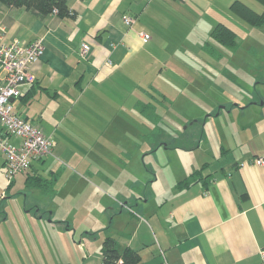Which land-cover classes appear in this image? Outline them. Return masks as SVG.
Returning <instances> with one entry per match:
<instances>
[{"label": "crops", "instance_id": "0c3cea01", "mask_svg": "<svg viewBox=\"0 0 264 264\" xmlns=\"http://www.w3.org/2000/svg\"><path fill=\"white\" fill-rule=\"evenodd\" d=\"M234 1L67 0L73 15L63 17L52 13L39 17L29 9L0 0V44L15 39L23 43L42 39L46 45L40 61L33 65L35 81L22 84L21 95L13 100L15 110L44 132L41 122L50 121L51 131L45 133L53 139V151L61 158L70 161L75 155L71 152H83L74 161L75 167L84 168L82 173L75 172L76 178L68 175L62 181L55 178V183L63 186L51 190L52 199L61 202L49 207L50 221L44 223L45 215L39 217V213H33L41 210L39 205L22 208L27 216L32 214L39 219L38 225L29 229L36 239L41 235L40 247L46 256H32L29 251L28 257H23L19 253L18 264H27L35 257L30 264H101L108 237L115 240L121 251L128 247L139 251L140 259L134 264L261 263L264 164L254 163L253 159L264 158V111L248 110L249 104L260 103L255 100L250 103L249 96L232 100L240 110L232 123L240 127L220 137L221 146L215 148L216 159L211 162L197 157L195 162L185 161L190 158L189 152L194 155L198 148V151L202 149L205 135L195 147H172L165 141V134L171 135L173 129L166 119V110L173 106L170 103L196 99V95L188 98L189 101L183 99L182 88L193 87L196 91L210 86L189 68V72L172 79L165 55L179 54L181 50V54L197 51L199 54L202 43L187 41L195 33L188 23L203 24L205 19L206 33L211 34L220 23L231 28L229 20L237 14L231 7ZM124 15L132 16L134 23L128 25ZM202 28L200 25L196 28L200 39ZM141 30L151 33L149 41L141 39ZM84 41L91 46L88 58L80 52ZM152 61L159 64L155 73L165 82L162 86L165 89L157 87L158 94H152L154 100L148 101L143 98L147 94L141 95L150 94L145 87L152 85L148 81L136 83L134 71L136 75L139 71L154 73ZM168 88L182 91L172 97ZM210 98L196 101L205 103L207 117L204 118V112H188L185 105L181 106V117L192 122L206 119L207 125L208 117L215 114L218 106ZM154 102L162 105V112ZM227 102L223 101L225 105L221 109H228ZM141 103L145 107L138 113L135 108ZM226 111L234 115L233 109ZM139 136L143 145L138 147L134 143L138 144ZM10 140L20 142L17 137ZM134 149L145 153L137 158ZM160 151L166 160L175 157L180 163L176 169L179 179L166 174V187H155L160 178L153 173L147 180L152 182V187L143 193L139 185L146 182L134 179V163L159 162L155 157ZM149 158L152 160L148 161ZM46 159L47 156L35 161L38 166L34 162L26 170L27 177L43 176L46 172L57 177L55 160ZM199 169L201 173L193 177L191 174ZM4 173L5 155L0 151V179ZM185 178L189 183L178 185ZM66 187L65 194L62 190ZM0 198L7 197L2 198L1 194ZM90 200H96V204L87 203ZM64 205H67L66 213H62ZM0 207H5L4 202ZM9 219V211L0 209V228L6 230L4 237L9 234ZM44 228H53L54 233L42 234ZM73 230L75 234L83 230L89 239L80 235L79 241L72 240L68 232ZM21 241L22 252L24 248L28 251L23 238Z\"/></svg>", "mask_w": 264, "mask_h": 264}, {"label": "rangeland", "instance_id": "374dc122", "mask_svg": "<svg viewBox=\"0 0 264 264\" xmlns=\"http://www.w3.org/2000/svg\"><path fill=\"white\" fill-rule=\"evenodd\" d=\"M243 1L256 11L260 13L264 12V3L260 0ZM229 21V26L234 29L237 35L236 44H234L233 46H224L216 41V39L212 37L211 33H206V31L208 30V28L206 30L208 21L204 19L203 24H194L191 22L188 23V28L192 26L195 30V33L189 36V38H187V41L189 42L190 40V43L200 41L202 43L203 47L199 54L198 51L197 53L193 54H181L183 53V50H181L179 54H167L164 58L166 60H169L168 75L172 79L177 78L179 73L189 72V70L187 69L189 68L197 75L201 76L204 82L206 81L209 82L208 84H210V86L207 85V87L202 86L201 88H196V91L193 87H183V99L189 101L188 98H191L194 95H196V99L187 103H180V100H175L176 104L170 103V105L173 106H170V110H166V114H168L166 115V119L170 122L173 129L171 131V135L165 134V141L171 143L170 145L172 147L175 145L195 147L196 145H198V142L202 140V136L205 135L202 141V147H200L202 149L198 151V148L194 155L192 151L189 152L188 157L190 158L185 160L188 163L195 162V157H197V159L201 161L206 160L208 162L216 159L217 151L215 148L221 146L222 140H220V137L223 135H225L226 137L228 133L231 132V130H235L237 127H240L238 124L232 123V120H234V118L237 119L238 113L240 112V110L236 108L237 106L233 101H236L238 98V100H244L249 96L252 99L250 103L255 100L260 104H249L248 110L264 111V24L261 26H254L238 14L235 15V18H231ZM197 25L202 26L205 30L204 31L202 28L203 35L201 32V39L198 38L199 31H197L196 29ZM157 66L159 68V64L157 61L155 62V64L151 65V67L154 69V73H151L152 70L147 74H142L139 71L138 75H136V71H134V78L137 81L136 83L139 84V82L141 81H148L147 83L149 85H152L145 87L146 89H149L150 94L148 92H144L141 95V97H143L144 94H147V96L143 98L148 101H150V99L154 100L152 94H158V92H156L157 87H159V89H165L162 88L165 82L162 83V78L158 77L155 73ZM185 68L187 69V71L185 70ZM210 79H212L213 81H211ZM167 91L169 92L170 96L175 97L176 95L179 96L182 90L179 89L178 93L175 88H168ZM198 91H202V93ZM209 96L211 97V100L217 101L218 106L217 110H214L215 114L208 117L207 125L205 124L206 119L200 120L199 122H192L190 120L186 121L181 117L180 111H182V105L188 106V112H193L194 114L195 112L199 114L204 112L206 108L204 107L205 103H198L196 101L207 100L209 99ZM223 101H228V109H233L234 115H230L229 113H227L226 110L228 109H221V106L225 105L223 104ZM154 103V106H157L159 111L161 110L160 112H162V105L158 104L157 102ZM144 107L145 104L141 103L138 104L137 108L135 109L138 113H140L141 110L144 109ZM218 109L219 111L221 110L220 114ZM208 114L209 112H204V118L205 116L207 117ZM136 123L137 122L134 119V124ZM41 125L44 127L45 132L51 131L52 126L50 124V121L45 120L43 121V123L41 122ZM12 137L15 136H11L9 140ZM137 139L138 144L134 143V145H143L142 138L139 136ZM205 148H208V150ZM203 150H206V153H202ZM71 153H74L75 155L71 157L70 161L69 159H67V157L61 158L56 150L52 152V156H47V161L50 158L55 160L57 167L56 171H58V174L56 175L57 177H55L49 174V172L44 173V178L46 177V180L44 181L45 183L51 185V180H55V178L58 179V177H60V181H62L64 179L66 180L68 175H73L74 178H76V174L82 173L81 171H83L84 168L75 167L74 161L76 160V156L82 155L83 152L77 151ZM144 153L145 152L140 153L139 150L135 151L134 149V156H137V158H141ZM162 154V151H160V155L157 154V157H155V160L159 159V162L153 163L140 160L134 163V179L136 178L142 180L143 182H146L139 185V190L143 191V193L148 191V189L152 187V182H147V180L152 178L153 173H155V175L158 174L160 178L159 181L156 182L155 187L158 185L163 188L166 187V182L164 179H168L166 174H169L172 179H179L176 169L178 168L180 163L176 161L175 157H172V159L168 161ZM169 155H171V153H169ZM151 160L152 158L148 159V161ZM37 164L38 162H35L34 166H38ZM203 164L204 163L202 162L201 165ZM24 172L25 173H18L15 176V182L10 186V183L5 177V173L4 175L2 174L0 179V195L2 194V198L7 197L5 200L0 198V205L3 202L5 205L4 208H2V206L0 207V209L1 211H9L10 219L8 221V225L11 229V236L9 229L8 236L4 237V235L6 234V230L0 228V264H18L16 257L21 258V256H19V253L23 257L24 255L28 257L27 253H29V251L30 255L32 256L36 255L37 257V255H40L41 258H44L46 256V254H44V251L40 247L41 240L39 239H41V235H39L38 239H36L34 233L29 229L31 228L30 226L38 225L39 219L35 218V215L32 214L27 216L22 208L24 207V205L28 208H35V205H39L41 210L35 211L33 213H39V217L41 215H45L43 222L47 223V221H50L49 213L47 212L49 210V207L52 205L54 206V202L56 201L58 203L61 202L60 199H55L56 201L52 199L53 192L48 191L49 187H47L48 189L43 187V189L40 187L26 186L25 180L27 179L26 177L28 174L26 171ZM61 185V183H55L54 187L60 188ZM62 192L66 194L67 187L65 189L63 188ZM6 202L9 204L7 205ZM87 203L96 204V200H90ZM66 209L67 205H64V211L62 213H66ZM58 216V214L54 215L55 218H57ZM79 218L80 216L78 217V222ZM43 230L44 233L42 234H48L50 233V231L53 232V228H44ZM61 233L62 232H60V234ZM68 233L72 240L79 241L80 235L81 237L84 236L85 238L89 239L88 235L83 230L81 232L79 230L77 234H75L74 230ZM73 234L75 235V239L73 238ZM22 238L26 242V245L29 249L28 251L26 250V248H24V251L22 252ZM76 243L74 241V246L77 245ZM42 254H44L45 256ZM35 258H33V260L31 259V261H29V263L27 264L33 262ZM20 261L23 262V260Z\"/></svg>", "mask_w": 264, "mask_h": 264}, {"label": "built area", "instance_id": "2783aa9c", "mask_svg": "<svg viewBox=\"0 0 264 264\" xmlns=\"http://www.w3.org/2000/svg\"><path fill=\"white\" fill-rule=\"evenodd\" d=\"M123 19L128 25L135 21L130 15H124ZM140 37L147 42L151 33L141 30ZM45 50L46 45L42 39L29 43L15 39L8 44H0V151L5 155V174L10 184L17 173L29 170L35 161L53 152L54 141L51 136L39 125L18 114L13 104V100L21 95L20 86L35 81L33 65L40 61ZM80 52L85 58L90 56L91 46L87 41L82 43ZM10 136L19 138L20 142H12L8 139ZM253 161L264 164L263 157H256ZM115 264L125 263L119 258ZM260 264H264V249L261 250Z\"/></svg>", "mask_w": 264, "mask_h": 264}, {"label": "trees", "instance_id": "16d2710c", "mask_svg": "<svg viewBox=\"0 0 264 264\" xmlns=\"http://www.w3.org/2000/svg\"><path fill=\"white\" fill-rule=\"evenodd\" d=\"M4 1L11 6L24 7L26 9H29L32 12H35L39 17H44L52 13L59 14L60 16L63 17L71 16L74 14V12L68 6L67 0H4ZM260 1L264 3V0H260ZM231 7L234 12H236L238 15H240L242 18L247 20L252 25L261 26L264 24V12L260 13L256 11L247 3L241 0H235ZM55 10H57V12H55ZM212 37L224 46H233L234 44H236L237 35L234 30H232L225 24L220 23L213 30ZM200 173L201 170L199 169L194 171L191 175L194 177L196 174H200ZM31 175L32 177L31 176L27 177L26 185L28 187L42 186L45 187L46 189H48L47 187H49L48 191L54 189L56 179L51 180V185H48L47 183L44 182L46 180V177L44 178V175L43 176L42 175L35 176L34 174ZM188 178H185L184 180L180 181L178 185H180L181 183L182 184L189 183ZM41 179L43 182L41 181ZM119 258H122L125 264H134L137 261H139L140 253L138 250L129 247L121 251L120 249H118V247H116V242L112 237L106 238L103 246V260L106 262V264H115V262Z\"/></svg>", "mask_w": 264, "mask_h": 264}]
</instances>
